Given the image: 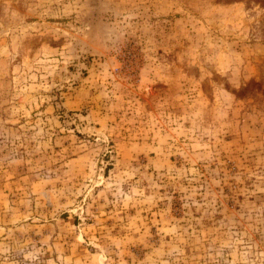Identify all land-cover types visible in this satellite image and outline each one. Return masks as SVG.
Instances as JSON below:
<instances>
[{
  "label": "rangeland",
  "instance_id": "obj_1",
  "mask_svg": "<svg viewBox=\"0 0 264 264\" xmlns=\"http://www.w3.org/2000/svg\"><path fill=\"white\" fill-rule=\"evenodd\" d=\"M0 264H264V0H0Z\"/></svg>",
  "mask_w": 264,
  "mask_h": 264
}]
</instances>
